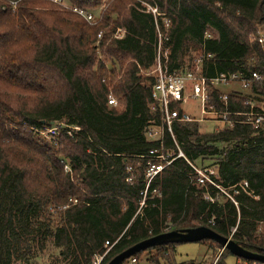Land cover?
Listing matches in <instances>:
<instances>
[{
  "label": "trees",
  "instance_id": "16d2710c",
  "mask_svg": "<svg viewBox=\"0 0 264 264\" xmlns=\"http://www.w3.org/2000/svg\"><path fill=\"white\" fill-rule=\"evenodd\" d=\"M67 1L100 6L99 18L89 24L52 0H0V264H32L45 251L51 264H94L107 251L99 263L106 264L144 239L198 226L262 253L264 131L240 114L249 112L250 100L264 101L262 0ZM141 1L163 15L146 12ZM118 28L120 38L114 36ZM158 31L169 70L261 77L247 91L227 92L226 104L222 91L208 85L206 104L233 113L232 127L205 132L196 120L173 125L186 158H212L213 178L237 205L197 185L181 157L143 197L149 151L159 147L146 130L160 124L161 115L151 97L154 79L141 71L155 62ZM172 106L183 112V105ZM57 122L63 126L54 140L40 136ZM72 126L78 129L69 135ZM163 146L177 150L168 133ZM200 243L217 250L209 264H228L227 249ZM174 248L169 243L134 256L155 252L148 262L160 264L170 262Z\"/></svg>",
  "mask_w": 264,
  "mask_h": 264
},
{
  "label": "built area",
  "instance_id": "2783aa9c",
  "mask_svg": "<svg viewBox=\"0 0 264 264\" xmlns=\"http://www.w3.org/2000/svg\"><path fill=\"white\" fill-rule=\"evenodd\" d=\"M52 1L57 3L63 9L70 10L78 14L89 24H94L98 19V17H96L85 7L73 5L67 0ZM143 5L145 6L146 12H151L154 17L163 15L158 11L157 7L150 6L146 3H143ZM123 33L124 31L118 28L115 31L114 36L116 38H120L123 36ZM97 37H101V32L98 33ZM258 42L264 49V36H260L258 38ZM168 53V48L163 46V35L158 31L155 62L149 69L141 71L143 75L152 77L154 79L151 86V97L157 103L161 115V123L150 125L146 130L147 139L149 141L157 142L159 147L149 151V160L147 161V166L144 173L145 189L143 192V197H145L150 183L156 178V176H158L172 161L181 157L186 160L192 169L193 180L197 185L204 188L211 186L218 191L217 193H222L228 200L237 205L234 196L229 193L228 190L222 188L221 185L213 178V176L216 175V169L212 170L205 166L202 158H198L196 160H188L186 158L173 134V125L177 121L196 120L200 123L209 119L208 121L222 124L220 128L225 126L232 127L236 121L229 118V116L233 113H230L226 110L217 111L213 108V106H208L206 104L208 99V85L210 84L216 88H219L220 86H230L233 82H238L241 88L238 90L247 91L251 80L258 81L261 79V77L258 73L251 72L249 79L242 78L236 74H220L213 78H206L199 74L198 68H196L194 71H181L175 69L169 70L167 65ZM209 56L210 55H208V57ZM200 63L201 58L199 56L195 59V65L199 67ZM189 99H196L199 101L200 112L203 115L202 118L194 119L192 116L186 113L184 109L182 113H179L178 109L172 106L175 103L184 105V103ZM219 99L226 104L227 92L222 91V95L219 96ZM108 104L113 106L116 105V100L111 95L108 97ZM249 105V112L240 113L246 117L242 121L256 129H262L264 131V101H260L258 105V103L254 100H250ZM255 107H258V109L255 110ZM206 116L213 117V119L206 118ZM62 126L63 124L61 122H57L56 124H52V126H48L49 128L46 127L45 129L47 136L49 137L48 139L54 140ZM77 129V127L72 126L69 128L67 133L70 135L72 131ZM166 133L170 134L177 149L176 151H174L173 148L164 149L163 140ZM65 169H68L67 166H65ZM130 170V168L127 169L128 172ZM129 180L130 177L127 178V181ZM239 185L247 186V183L243 182ZM234 193H237V190H234ZM204 197L209 199L211 202H214L215 200V198L209 196L207 193L204 194ZM143 201L144 200L141 201V205L144 203ZM234 231L235 228L232 230V233ZM258 231L262 232L261 226L258 227ZM107 245L108 242L105 243V246ZM106 252L102 255H97L94 264H99ZM215 262L216 260L212 264H215ZM122 264H140V260L136 256L132 255L125 259ZM254 264L261 263L254 262Z\"/></svg>",
  "mask_w": 264,
  "mask_h": 264
},
{
  "label": "rangeland",
  "instance_id": "374dc122",
  "mask_svg": "<svg viewBox=\"0 0 264 264\" xmlns=\"http://www.w3.org/2000/svg\"><path fill=\"white\" fill-rule=\"evenodd\" d=\"M141 2L142 4L145 3L143 1ZM85 8H87L90 12H92L96 17L99 18V14L101 10L100 6L85 7ZM260 36H264V31L261 32ZM231 85L234 88H239L238 82H233ZM231 85L220 86L219 89L223 92H229L230 91L229 88H231ZM183 109L186 113H188L190 116H192L195 119H200L203 117V115L200 112L199 101L196 99H189L188 101H186L183 105ZM206 118L213 119V117H209V116H206ZM208 120L209 119L200 122L202 130L205 132L212 131L214 128L219 129L220 126H222V124H218ZM42 132L43 133H40V136L48 140L49 137L47 136L46 129H44ZM203 163L205 166L209 167L212 170L216 169L212 158H204ZM261 230H264L263 226L261 227ZM215 253L217 254V250L214 248L213 245H209V243L208 244H203L200 242L178 243L175 244L174 254H170V253L168 254L170 258L169 259L170 262L160 259V264H209V262L215 256ZM152 254L155 255V252L142 254L139 258L140 264H149L148 257H150V255ZM225 257H226L225 260L227 261L228 264H246L245 262H241V260L238 261V259H236V257H234L233 255L225 256ZM52 261L53 260H52V256H50V253L48 251H45L38 254V257L36 258L35 261L32 262V264H51Z\"/></svg>",
  "mask_w": 264,
  "mask_h": 264
},
{
  "label": "water",
  "instance_id": "95a60500",
  "mask_svg": "<svg viewBox=\"0 0 264 264\" xmlns=\"http://www.w3.org/2000/svg\"><path fill=\"white\" fill-rule=\"evenodd\" d=\"M262 19L264 28V0H262ZM202 240L214 241L219 244L222 249H227L232 255L236 257L264 264V251L262 253H258L247 250L238 245L230 237H224L207 226L170 230L149 237L117 253L106 264H121L128 257L155 246H161L169 243L178 244L187 242H200Z\"/></svg>",
  "mask_w": 264,
  "mask_h": 264
},
{
  "label": "crops",
  "instance_id": "0c3cea01",
  "mask_svg": "<svg viewBox=\"0 0 264 264\" xmlns=\"http://www.w3.org/2000/svg\"><path fill=\"white\" fill-rule=\"evenodd\" d=\"M239 88H240V85H239ZM239 88H234V87H232V85H231V88H229V90H231V89H239Z\"/></svg>",
  "mask_w": 264,
  "mask_h": 264
}]
</instances>
